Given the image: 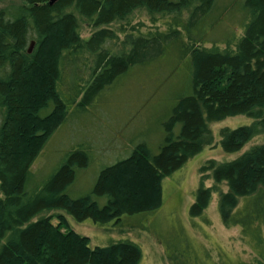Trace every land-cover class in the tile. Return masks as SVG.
<instances>
[{
	"label": "trees",
	"instance_id": "1",
	"mask_svg": "<svg viewBox=\"0 0 264 264\" xmlns=\"http://www.w3.org/2000/svg\"><path fill=\"white\" fill-rule=\"evenodd\" d=\"M226 1L58 0L51 6L50 0H25L0 10V264H141L136 244L92 248L64 215L45 214L64 211L100 227L155 215L163 201V180L214 145L210 124L237 116L253 119L250 126L220 131L226 153H237L264 135V0ZM235 9L242 18L234 17L242 22L238 31L210 39ZM171 54L189 61L192 93L172 109L157 154L145 142L131 145L126 158L112 165H107L111 158L105 160L92 192L76 199L69 190L78 174L102 163L94 145L80 144L66 155L69 148L61 150L55 164L33 170L51 140L81 118L77 112L82 117L101 112L104 94L144 78L140 74L147 67ZM136 87L141 101L158 90L140 79ZM60 160L41 182L42 172ZM200 174L190 217L202 218L219 194L223 225L240 228L254 258L238 261L226 251L214 257L182 232L157 236L168 264H264V144L229 163L207 161ZM122 178L148 185L145 191L151 194L124 188ZM209 180L212 187L206 186Z\"/></svg>",
	"mask_w": 264,
	"mask_h": 264
},
{
	"label": "rangeland",
	"instance_id": "2",
	"mask_svg": "<svg viewBox=\"0 0 264 264\" xmlns=\"http://www.w3.org/2000/svg\"><path fill=\"white\" fill-rule=\"evenodd\" d=\"M226 3L234 5L237 0H227ZM23 4H25V0H0V10ZM236 13L238 10L235 9V12L230 13L231 15H226L222 23L210 33L209 38L212 40L225 39L235 31L237 32L242 22L238 20V23L240 22L238 24L234 17L241 20L242 18L236 17ZM144 19L145 17L142 16V20ZM188 66L187 58L180 60L175 54H171L147 67L146 72L140 74L144 78L138 79L145 81L151 90H158L155 91V94L151 92V96H146L150 92L146 90L147 93L143 95L142 101L138 100L142 94V91L136 87L138 79H131L125 87H122L121 84L114 86L107 93H110L108 102L111 101V103H106L107 94H104L99 101L102 107L101 112H89L86 117H82L83 113L77 112L76 115L81 118L77 119L73 126L69 123L67 127L63 128L64 130L59 132L60 134L58 133L59 136L56 135L51 140L47 150L36 160L33 170L36 173L45 170L49 164L59 160L61 150L69 148L68 151H64L66 155L80 144L91 143L94 145L95 153L93 154L100 155L99 159L102 163L98 165L97 162H94L90 169L78 174L76 182L69 190V195L76 199L92 192L98 174L105 167V160L111 158L108 161H112L107 165H112L116 161L126 158L131 151V145L134 147V145L145 142L151 152L154 155L157 154L165 137L164 124L170 118L172 109L180 98L192 93ZM118 89L120 91H117ZM253 123L251 118L237 116L210 124L214 145L206 147L181 170L163 180L161 189L163 201L155 215L138 216L133 221L126 218L121 227L112 224L100 227L92 220L78 222L64 211L52 212L45 216L64 215L73 231L90 239L92 248L108 247L113 243L130 241L142 250L141 264H168L165 247L159 242L157 236H182V232L190 236L197 248L201 251L211 252L214 257L226 251L234 260L250 262L254 258V254L251 248L242 241L240 228L229 229L222 223L218 206L219 194L213 195L212 202L202 218L192 219L189 211L194 204L195 193L200 187V169L207 161L229 163L239 159L254 146L264 144V135H262L246 144L241 151L226 153L220 144V131L226 128L237 129L250 126ZM75 129L76 132H72ZM179 129L180 127L177 126L176 134ZM66 135L67 138L59 144V139ZM61 163L62 160L53 167L52 164L46 172H42V178L39 180L46 181ZM120 184L124 188H135L138 195L145 192L151 194V190L145 191L148 185L143 186L125 178L120 180ZM206 186L212 187L213 181H207ZM133 222L140 223L135 225ZM53 224L57 225L56 218L53 219Z\"/></svg>",
	"mask_w": 264,
	"mask_h": 264
},
{
	"label": "water",
	"instance_id": "3",
	"mask_svg": "<svg viewBox=\"0 0 264 264\" xmlns=\"http://www.w3.org/2000/svg\"><path fill=\"white\" fill-rule=\"evenodd\" d=\"M58 0H50V5L52 6V5H54L56 2H57ZM34 46V43H32V46H31V48H30V50H29V52L31 53V51H32V47Z\"/></svg>",
	"mask_w": 264,
	"mask_h": 264
}]
</instances>
